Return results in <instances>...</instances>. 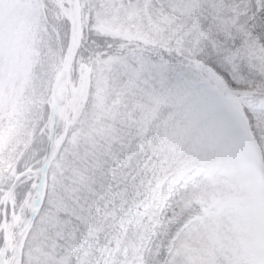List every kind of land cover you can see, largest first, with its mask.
I'll use <instances>...</instances> for the list:
<instances>
[{"label":"snow or ice","instance_id":"snow-or-ice-1","mask_svg":"<svg viewBox=\"0 0 264 264\" xmlns=\"http://www.w3.org/2000/svg\"><path fill=\"white\" fill-rule=\"evenodd\" d=\"M245 16L264 28V0ZM241 47L236 38L214 46L185 25L136 69L139 139L103 194L119 223L94 264H129L137 239L135 264H264V77L237 90ZM0 264H16L6 245Z\"/></svg>","mask_w":264,"mask_h":264},{"label":"trees","instance_id":"trees-1","mask_svg":"<svg viewBox=\"0 0 264 264\" xmlns=\"http://www.w3.org/2000/svg\"><path fill=\"white\" fill-rule=\"evenodd\" d=\"M80 2L83 39L69 75V87L76 98L74 105L82 91L84 97L79 102L80 109L73 107L69 113L65 140L50 165L45 201L27 238L21 264H94L93 249L111 237L119 223L113 214L104 211L110 205L103 202V194L109 179L116 175L115 170L132 155L130 146L139 139L133 138L141 119L140 101L135 99L134 92L135 71L142 62L137 58L149 60L168 47L165 39L146 44L113 36L101 29L105 25L104 14L113 12L114 7L121 9V5L127 4L125 0ZM132 4L136 24L143 17L146 0H132ZM193 5H203L211 11L210 18L214 17L210 4L197 1ZM7 6L26 7L24 17L19 19V53L28 35H34V44L26 59L11 123L0 134V245L4 243L3 208L11 185L18 175L36 171L45 157L49 133L46 102L62 69L70 37L69 21L57 0H0V16ZM184 6L179 4L186 19L189 17L186 25L197 30L200 39L214 46L219 43L209 29V22L199 15L196 17L193 10L188 12ZM159 25L166 36L169 28ZM227 38L242 41L240 58L233 56L229 60L231 63L236 59L241 66L236 73L240 85L237 90L259 83L264 77V60L259 67L255 58L259 53L262 55L261 46L238 28ZM22 59L18 56L14 68L18 69ZM112 60L120 62L115 71L108 64ZM220 82L223 84V80ZM9 104L6 98L4 105ZM151 119L149 112H143L145 126ZM63 132L64 126L60 124L58 141L62 140ZM9 159L13 164L7 168ZM39 179L19 185L13 193V218L19 220L20 230L26 222L27 207L35 197L36 191L30 193V190ZM11 214L8 208L7 223L11 221ZM74 223L79 229L73 227Z\"/></svg>","mask_w":264,"mask_h":264},{"label":"rangeland","instance_id":"rangeland-1","mask_svg":"<svg viewBox=\"0 0 264 264\" xmlns=\"http://www.w3.org/2000/svg\"><path fill=\"white\" fill-rule=\"evenodd\" d=\"M15 1V0H14ZM130 0H128L129 2ZM149 9L144 12L143 22L139 25L133 23L134 7H123L119 9L114 7V12L110 14H104L103 21L105 25L101 28L105 33H109L113 36H121L129 40L141 39L150 43L154 40H159L161 34L152 30L156 23H165L169 27L170 33L167 37L166 43L175 37L177 32L182 27L183 13L179 10L175 1L177 0H148ZM147 1V3H148ZM153 1V2H152ZM152 2V3H151ZM195 0H192V3ZM200 2H207L215 10L214 19L210 21V28L216 35L217 40L221 43L228 36H232L236 29H241L255 43L257 42L263 49L262 55L259 53L255 58V63L259 67H262V61L264 60V28L255 27L252 25L249 19L246 18L245 13L248 11V5L251 3L255 5L259 3V0H200ZM191 3V2H190ZM189 3V4H190ZM193 4L185 6V9H192ZM197 10V9H196ZM195 10V11H196ZM64 12L69 18H71L70 6H66ZM119 15L123 18L121 25H116V21L112 22V16ZM203 15L209 18V12L204 11ZM18 11L15 12V7H5L4 13L0 16V133L4 130L11 120L12 110L16 102L19 90L22 85L23 79V67L19 71L13 72V58L15 54V48L17 45L18 37ZM109 20L110 23H109ZM162 29V28H161ZM33 44V37H28L27 45L23 50L22 55L26 58L30 54L31 46ZM116 63L120 62L112 60L109 62V66L113 68ZM13 72V73H12ZM73 93V91H72ZM60 99L63 101L60 106V112L58 117V123L66 124L67 116L72 108L80 109L79 102L83 99L84 94L81 92L77 103L69 98L70 91L67 92L65 85H61L59 88ZM5 97H9L10 106L8 109H2V101ZM7 167L12 165L11 161H7ZM116 166L113 167V170ZM36 198L29 203L28 214L30 215L35 204ZM18 226V221L13 224V238L16 237L15 228ZM12 225L9 227L11 229ZM124 237L121 235L119 241L113 243L112 247L115 249L118 244L122 243ZM14 248V243L11 249ZM139 240H129L126 246V254L129 264H135L139 258Z\"/></svg>","mask_w":264,"mask_h":264},{"label":"water","instance_id":"water-1","mask_svg":"<svg viewBox=\"0 0 264 264\" xmlns=\"http://www.w3.org/2000/svg\"><path fill=\"white\" fill-rule=\"evenodd\" d=\"M72 3V18L70 19V23H71V38H70V46H69V52H68V56L65 60L64 66L61 70V72L59 73V75L57 76L55 83L53 85L52 88V92H51V97H50V113H51V123H50V135H49V145H48V150H47V154L44 160V164H43V177L40 183V187H39V194L41 192V188H43V193L42 196L39 195L35 207L33 209L32 214L29 216L28 222L25 226V229L23 231V233L18 237L17 239V244H16V248L14 251V258L16 259V263L20 262L21 259V255H22V251L24 248V244H25V240L27 238V235L31 229V227L33 226L35 219L37 218V215L40 211V208L42 206V202L44 200V189H45V181H46V176H47V170H48V166L50 163V160L52 159L53 155L55 154L57 147L55 146V133H56V129H57V124H58V111H59V104L57 101V90L58 87L61 85V83L63 82H67L71 67L73 65V62L76 58L77 52L79 50V47L81 45V41H82V24H81V7H80V2L79 0H68ZM29 173L24 174L22 176H19L15 183L13 184L9 194H8V198H7V204L10 202L11 200V196L12 193L15 189V187L27 180V176ZM5 214V211H4ZM4 230H5V242L4 245H6L8 248L10 246V241H9V237H8V232L6 231V226L4 224Z\"/></svg>","mask_w":264,"mask_h":264},{"label":"bare ground","instance_id":"bare-ground-1","mask_svg":"<svg viewBox=\"0 0 264 264\" xmlns=\"http://www.w3.org/2000/svg\"><path fill=\"white\" fill-rule=\"evenodd\" d=\"M57 99H58V97H57Z\"/></svg>","mask_w":264,"mask_h":264}]
</instances>
